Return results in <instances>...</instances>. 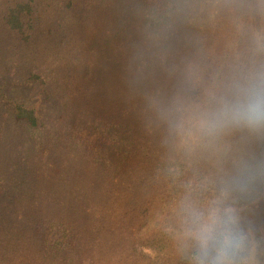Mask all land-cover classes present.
Listing matches in <instances>:
<instances>
[{
  "label": "trees",
  "instance_id": "1",
  "mask_svg": "<svg viewBox=\"0 0 264 264\" xmlns=\"http://www.w3.org/2000/svg\"><path fill=\"white\" fill-rule=\"evenodd\" d=\"M64 4L90 15L97 0H0V17L29 45L42 29L55 37L63 24L55 8ZM133 6L119 36L139 21L160 36L162 28L169 32L165 26L172 31L167 52L157 46L156 63L145 51L127 61L121 82L101 58L96 65L74 58L59 75L51 74L48 57L24 60L29 84L47 86L60 76L61 96L51 103L24 93L10 100L14 126L7 114L0 118V218L18 204L10 188L34 192L25 190L21 226L9 223L0 234V264H15L26 249H35L29 264H207L197 234L210 215L236 218L246 237L237 264H264V127L234 123L224 113L226 105L246 100L252 85L264 87V0ZM226 25L231 32L221 36ZM105 28L98 37H115ZM74 155L89 177L79 194L60 188L55 177ZM251 162L256 170L243 176ZM9 163L15 175L4 170Z\"/></svg>",
  "mask_w": 264,
  "mask_h": 264
},
{
  "label": "rangeland",
  "instance_id": "2",
  "mask_svg": "<svg viewBox=\"0 0 264 264\" xmlns=\"http://www.w3.org/2000/svg\"><path fill=\"white\" fill-rule=\"evenodd\" d=\"M135 1L136 0H97V4L90 9V15H87L86 13L81 15L82 12L80 15H76L78 11L67 9L65 4L61 7L59 6L58 8H55V10L60 11L59 13L63 20V24L58 26V29L55 32V37L48 39L46 29H42L41 33L36 38V41L29 45L22 44L19 41L16 32L10 30L4 24L5 21H2V17H0V44L4 47L2 52L4 58L0 61V85L4 86V89L0 91V118L5 117L3 114H7L8 121L11 120L10 127L14 126V106L10 100L23 97L24 93L27 97H30V100H37L36 97H38L43 98L44 102L50 100L51 103H53L56 101V98L60 99L61 87H59L56 82L60 76L54 78L50 84L47 83V86L29 80L30 83L33 84L31 85L28 82L29 72L27 69V61L25 62L24 60H28L31 63L33 60H37L40 57H48L50 63H55V67L49 69L50 71H54V73L51 74L59 75L62 72H65L64 68L71 64L74 58H77V60L79 58L82 62H92L93 65L100 62L101 58L107 61L103 69L107 68V74L111 73L116 75L118 77V82H121L120 80L125 77L123 67L127 66L130 68L131 63L128 64L126 62L137 60L138 55L144 53V51V56L146 55L152 60V62L156 63V56H154L158 54L156 47L162 46L164 52H167L165 49V42L168 36L170 38L172 28L170 26H165V30L169 32L166 33V31H164L165 33H163L162 28L160 30L162 35L160 36L157 35L155 31L144 28L139 21L138 23H132L134 28L126 37H124V35L119 36L120 25L124 24L126 16L131 13L133 14L136 10L133 6ZM230 19L234 20V17H230ZM45 22L48 23L47 13H45ZM105 25H108L109 29L112 28L111 31L116 34L115 37H112L110 40H106L107 36H104V39L98 37L102 34L104 29H106ZM229 25L228 22V26ZM225 28L226 29L224 30V33L222 32L221 36H226L231 32V30L227 31V25ZM121 32L125 33L124 25L122 26ZM137 32L145 35L143 40L133 35ZM152 53H154V55H152ZM15 62H17L16 66L13 65ZM140 66L141 65L138 66L139 69ZM80 82L81 84L78 86H85L82 81ZM124 84L125 83L123 82L120 83L119 87H122ZM3 92L8 94V98L3 96ZM3 144L5 150L10 149L11 143L9 142L8 137L3 138ZM237 145H240V143ZM14 155L17 156L18 154ZM53 165V161L50 162L46 170L51 172ZM14 167L15 165L13 166V163H9L5 165L4 170H8L11 174L15 175L16 172H14ZM81 167L82 164L79 162L76 155L68 158L64 167L61 165L57 166L58 171L55 174V177L56 183L60 188L67 186L69 189H72L75 194H79L82 191L83 185L89 178L87 174L81 173ZM73 169L77 170L78 178H73V182H70L69 176ZM255 170V164L251 162L245 167L243 176L249 175ZM88 171L91 172L90 170ZM2 174H4V172H2ZM44 176H47V174H44ZM10 190L12 196L16 197L19 201L17 205L9 208L10 214L8 211H4L6 213L5 217L0 218V234L6 227H9V223L16 228L21 226L23 217L19 219V215L21 214L23 216L28 208L27 198H29V194L25 193V190L34 194V192H31L28 188L23 186L19 189L20 192L14 191L17 190L15 187L10 188ZM112 190L113 187L111 188V191ZM54 191L55 185H53L52 188L47 189L45 196L52 198ZM38 199H41L40 195L38 196ZM34 252L35 249H32L31 251L26 249L23 255H17V261L15 264L32 263L34 260ZM26 255L31 257L26 258ZM27 259L28 261H26Z\"/></svg>",
  "mask_w": 264,
  "mask_h": 264
},
{
  "label": "clouds",
  "instance_id": "3",
  "mask_svg": "<svg viewBox=\"0 0 264 264\" xmlns=\"http://www.w3.org/2000/svg\"><path fill=\"white\" fill-rule=\"evenodd\" d=\"M224 113L234 123L254 129L264 127V87L252 85L246 100L226 105ZM236 224L234 216L222 219L210 215L200 226L197 238L208 257L207 264H237L235 258L245 248L246 237Z\"/></svg>",
  "mask_w": 264,
  "mask_h": 264
}]
</instances>
